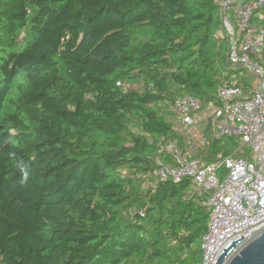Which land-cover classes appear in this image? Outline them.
Instances as JSON below:
<instances>
[{
  "label": "trees",
  "instance_id": "1",
  "mask_svg": "<svg viewBox=\"0 0 264 264\" xmlns=\"http://www.w3.org/2000/svg\"><path fill=\"white\" fill-rule=\"evenodd\" d=\"M220 30L217 0H0V264H201L205 195L136 174L185 145L168 103L217 102Z\"/></svg>",
  "mask_w": 264,
  "mask_h": 264
},
{
  "label": "built area",
  "instance_id": "2",
  "mask_svg": "<svg viewBox=\"0 0 264 264\" xmlns=\"http://www.w3.org/2000/svg\"><path fill=\"white\" fill-rule=\"evenodd\" d=\"M217 3L221 17L218 36L227 40V62L235 70L219 87L217 102L203 105L195 96L184 95L168 103L177 115L174 127L186 138L185 145L175 140L162 144L159 152L168 153L172 163L159 158L152 170L136 174L152 185L188 177L194 193L205 195L210 214L201 244V264H215L224 248L244 235L227 257L229 262L264 231V27H258L252 17L264 7V0ZM251 76L254 82L249 81ZM202 122L214 139L237 136L240 148H247L251 157L220 153L215 160L205 161L196 154L192 141L194 130L201 132L198 128ZM202 144L206 151L211 142L204 138ZM121 176L134 174L124 170Z\"/></svg>",
  "mask_w": 264,
  "mask_h": 264
},
{
  "label": "water",
  "instance_id": "3",
  "mask_svg": "<svg viewBox=\"0 0 264 264\" xmlns=\"http://www.w3.org/2000/svg\"><path fill=\"white\" fill-rule=\"evenodd\" d=\"M243 237L244 235H241L230 242L224 248L215 264H264V231L245 245L229 262H226L232 249Z\"/></svg>",
  "mask_w": 264,
  "mask_h": 264
},
{
  "label": "rangeland",
  "instance_id": "4",
  "mask_svg": "<svg viewBox=\"0 0 264 264\" xmlns=\"http://www.w3.org/2000/svg\"><path fill=\"white\" fill-rule=\"evenodd\" d=\"M23 35H24V34H21V35H19V37H18V39H19V42H18L19 46H20V45L22 46V44L24 43ZM249 81H250V82H254V77L251 76V78H249ZM131 84H132L133 86H136V87H138V85H139V84H133V83H131ZM132 85H131V86H132ZM164 115H165L167 121L171 122L174 126L176 125V123H177V121H178V118H177L176 113H175L170 107L166 108V111L164 112ZM212 117H216V116H212ZM198 129H199V131H201L200 134H203L202 132L206 133L205 136H207L208 141H211V142H212V140L214 139V138H213V135H212V133H209V128L207 127V125H206L205 123L202 122V123L200 124V126H199ZM194 131H195V130H194ZM198 135H199V134H198ZM194 137H195V136H194ZM192 138H193V137H192ZM199 139H200V140L195 141V142H193V143L196 145V147L198 146L199 148H201V147H203V144L201 143V141L203 140V138L200 137ZM205 141H206V139H205ZM206 142H207V141H206ZM207 149H209V147H208ZM243 150H245V152H246V150H248V149H247V148H243ZM203 152H204V150L201 151L200 153L203 154ZM142 185H143V184H142Z\"/></svg>",
  "mask_w": 264,
  "mask_h": 264
},
{
  "label": "crops",
  "instance_id": "5",
  "mask_svg": "<svg viewBox=\"0 0 264 264\" xmlns=\"http://www.w3.org/2000/svg\"><path fill=\"white\" fill-rule=\"evenodd\" d=\"M205 123V122H204ZM203 134H200V132H198V130L197 129H195V131H194V133L192 134V141L193 142H195V141H198V140H200L199 138L201 137V138H203V140L201 141V143L204 141V138L206 139V141L207 142H211V141H208V138H207V136H205L206 135V133H204V132H202ZM199 134V135H198ZM195 136V137H194ZM186 138H184L183 140H182V142L184 143V140H185ZM182 143V144H183ZM184 145V144H183ZM203 149H204V146L203 147H201V148H199L198 146H197V150H196V154H198V156L199 155H202L201 153H200V151H203Z\"/></svg>",
  "mask_w": 264,
  "mask_h": 264
},
{
  "label": "clouds",
  "instance_id": "6",
  "mask_svg": "<svg viewBox=\"0 0 264 264\" xmlns=\"http://www.w3.org/2000/svg\"><path fill=\"white\" fill-rule=\"evenodd\" d=\"M26 175V174H25Z\"/></svg>",
  "mask_w": 264,
  "mask_h": 264
}]
</instances>
